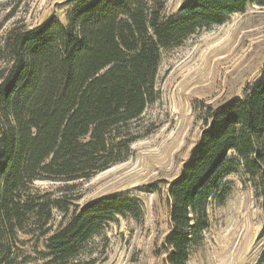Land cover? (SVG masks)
Returning a JSON list of instances; mask_svg holds the SVG:
<instances>
[{"label":"trees","instance_id":"1","mask_svg":"<svg viewBox=\"0 0 264 264\" xmlns=\"http://www.w3.org/2000/svg\"><path fill=\"white\" fill-rule=\"evenodd\" d=\"M61 5L63 18L14 27L0 43V264H84L89 242L118 217L142 221L139 199L103 196L80 206L73 184L126 162L147 135L133 126L156 103L165 51L264 0H184L171 15L165 0ZM208 110L199 142L167 189L168 264H189L202 246L209 208L231 196L228 178L242 175L264 210V73L241 97ZM43 182L63 186L48 192ZM161 184L142 191L161 193Z\"/></svg>","mask_w":264,"mask_h":264},{"label":"rangeland","instance_id":"2","mask_svg":"<svg viewBox=\"0 0 264 264\" xmlns=\"http://www.w3.org/2000/svg\"><path fill=\"white\" fill-rule=\"evenodd\" d=\"M66 1L0 0V43L14 27L33 29L54 15L63 18L61 4ZM183 1L165 0V13L177 14ZM245 11L163 53L156 103L133 126L147 135L132 145L126 162L73 184L80 206L117 195L133 196L144 205L142 221L118 217V222L89 242L81 263L168 264L162 246L170 232L169 184L180 176L199 142L209 120L208 108L215 110L241 97L264 73V6L250 5ZM226 181L231 196L224 206L209 208L210 228L188 263L264 264L262 202L242 175ZM161 182V193L142 191L146 185ZM38 186L58 193L63 184L43 182ZM60 223L61 216L56 215L53 229Z\"/></svg>","mask_w":264,"mask_h":264}]
</instances>
